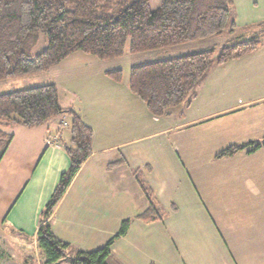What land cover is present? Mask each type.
Listing matches in <instances>:
<instances>
[{"label": "crops", "instance_id": "1", "mask_svg": "<svg viewBox=\"0 0 264 264\" xmlns=\"http://www.w3.org/2000/svg\"><path fill=\"white\" fill-rule=\"evenodd\" d=\"M233 13L236 31L245 28L252 36L264 22V0H233ZM110 70L81 52L52 69L51 84H69L67 92L79 101L63 105L59 93L61 106L94 132L91 157L50 219L55 236L72 248L60 264L103 248L126 220L131 227L113 244L107 264H264V146L220 159L217 147L206 158L173 137L188 128L236 135L240 143L264 141V38L258 51L213 67L192 104L164 117H154L129 84L107 76ZM249 70L250 79L244 77ZM239 82H251V95L263 94L251 101L258 105L254 112L217 103L239 97ZM11 91L0 87V94ZM70 124L59 116L44 126L9 130L13 141L0 162V236L17 264L45 262L37 234L41 213L70 167L63 147ZM118 162L123 165L109 171ZM139 178L154 192L163 220L138 219L149 207Z\"/></svg>", "mask_w": 264, "mask_h": 264}, {"label": "trees", "instance_id": "2", "mask_svg": "<svg viewBox=\"0 0 264 264\" xmlns=\"http://www.w3.org/2000/svg\"><path fill=\"white\" fill-rule=\"evenodd\" d=\"M256 28L259 31L249 38L229 43L222 50L210 47L133 65L131 92L145 102L154 117H164L183 104L191 105L213 67L261 48L264 22ZM236 30L233 0H162L156 11L150 9L149 0H0V82L48 72L77 52L107 62L123 58L128 44L130 54H142L225 32L234 35ZM41 35L46 36L48 45L33 55ZM106 74L117 83L123 80L122 69ZM59 116L71 120L70 142L63 145L70 167L41 213L37 243L44 253V264H60L72 251L69 244L55 236L50 219L91 157L94 132L76 112L61 106L54 84L0 94V162L13 141L9 130L44 126ZM263 146L264 141L233 145L217 154V158L233 157L246 150L252 154ZM122 165L118 162L108 169ZM138 183L149 203L138 219L145 223L163 220L152 189L140 178ZM131 223L124 221L118 235L103 248L75 253L69 264H107L113 244L127 235Z\"/></svg>", "mask_w": 264, "mask_h": 264}, {"label": "rangeland", "instance_id": "3", "mask_svg": "<svg viewBox=\"0 0 264 264\" xmlns=\"http://www.w3.org/2000/svg\"><path fill=\"white\" fill-rule=\"evenodd\" d=\"M161 4H162V0H149V7L152 11L158 10ZM249 33H251V31L245 30V28L238 29V31H236L234 35H229L228 32H225L222 35L213 36L211 38L199 40L193 43H187V44L175 46L169 49L152 51V52H147V53H142V54H130L129 46H128L129 44H128L127 50H126L127 56L126 57L124 56L121 59L107 61L106 66L108 69L109 68L122 69L123 70V81H122L123 85L128 86L129 80H130L131 67L133 65L140 64V63H146V62L153 61L155 59H159L163 57H175V56L190 54V53L198 52V51L210 48V47H216L217 49L222 50L226 45H229V43L239 42L246 38H249L251 36L249 35ZM47 45H48V40L46 36L41 35L38 45L33 50V55H38L39 53H41L47 47ZM56 73L52 72V69H51L50 71L44 72V73L29 75V76L19 78V79L1 81L0 87L7 86L11 90H19V89H27V88H32V87H37V86H42V85H49L53 83L52 79L53 77H55L54 75ZM249 76L253 77L250 70H249V75H246L244 77L250 79ZM75 80H76L75 77H73L68 82L70 81L73 82ZM91 83L92 82L87 83V84H91ZM250 84L251 82L249 83V85L244 84L243 82L241 83L239 82V97L231 98L226 101L224 100L217 101V103H221L220 106H224L225 104H228V107L238 105V108H237L238 110L235 109V111H232V112H254L255 109H257L258 105L251 104V101L254 100L255 98L258 99L259 97H262L263 94L256 93L253 96L254 94L253 92V94L251 95L252 87ZM57 88L59 90V93L61 94L63 105L78 106V102H79L78 99L74 97V95L70 94V92H67V89L69 88V84L66 85L63 83L62 85H58ZM260 102L261 101H259L258 103ZM259 106H261V109L259 108V110L264 111V103H260ZM199 128H202V127H199ZM213 133L214 134L211 133L210 135V132L204 131L202 129L194 130V129L187 128V129L176 131L173 137H175V139H177V141L180 144H183L188 147H193L194 148L192 151L193 155H196V152H197L196 156H202L206 158L207 156L212 154L217 147H218L217 150L218 151L221 150L222 152V150L224 151L227 148L231 147L233 143L239 145L242 139L240 138L239 141L236 142L237 140L235 138L236 135H233L232 138L231 136L226 137V138L225 137L220 138L221 132L213 131ZM251 133L253 132L251 131ZM205 142L207 143V146H208L206 148L203 147V143ZM242 143L244 142H241L240 144ZM213 146H216V147H213ZM12 254L13 253H12L11 247L7 244V242L5 241V236L2 234L0 236V264H17V261L13 257Z\"/></svg>", "mask_w": 264, "mask_h": 264}]
</instances>
